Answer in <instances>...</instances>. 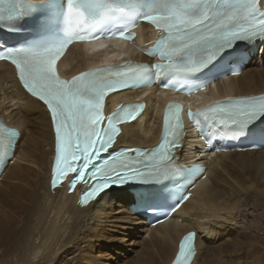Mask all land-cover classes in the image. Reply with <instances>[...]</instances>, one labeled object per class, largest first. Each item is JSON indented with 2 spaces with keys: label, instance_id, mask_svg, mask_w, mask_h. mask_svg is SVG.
<instances>
[{
  "label": "bare ground",
  "instance_id": "6f19581e",
  "mask_svg": "<svg viewBox=\"0 0 264 264\" xmlns=\"http://www.w3.org/2000/svg\"><path fill=\"white\" fill-rule=\"evenodd\" d=\"M261 4L264 8V0ZM142 30L140 47L153 36L152 29ZM84 45L75 44L59 62L69 67L63 70L67 77L82 68L115 61L98 51V42ZM139 52L132 48L129 53ZM221 82L196 103L264 91V66L254 59L241 75ZM157 92L147 96L141 117L123 126L119 145L157 143L161 108L169 93ZM121 97L110 96V106ZM0 114L21 130L17 152L0 178V264L27 236L29 245L34 241L29 246V262L34 264H169L179 239L191 228L197 230V253L191 264H264V150L220 153L209 164L207 177L197 183L192 198L172 216H163L165 221L146 226L126 209L131 196L125 190H107L83 205L78 187L70 191L67 180L51 187V116L42 102L24 90L13 66L5 62L0 63ZM180 155L183 164L196 160L195 149ZM123 249L136 252L137 257L117 261L114 253L123 255Z\"/></svg>",
  "mask_w": 264,
  "mask_h": 264
},
{
  "label": "snow or ice",
  "instance_id": "6c2138e0",
  "mask_svg": "<svg viewBox=\"0 0 264 264\" xmlns=\"http://www.w3.org/2000/svg\"><path fill=\"white\" fill-rule=\"evenodd\" d=\"M258 3L259 0H65L63 38L33 41L0 52V60H10L16 66L23 86L50 112L56 151L53 186L69 172L74 174L70 178V188H75L81 180L86 183L90 179L93 184L83 196V202L87 203L114 185L160 183L185 171L189 175L202 172L173 167V149L179 146L182 130L180 105L168 106L164 136L155 150L146 152L129 148L116 152L113 146L121 131L118 125L125 120H136L143 105H124L112 115L104 116L103 102L110 92L148 86L157 78H167L170 74H202L219 65L237 41L264 35V12L259 10ZM117 13H126L131 22L123 31L100 34V26ZM141 20L154 25L161 33L148 54L158 53L165 63L151 67L126 63L119 66L121 70L96 69L81 73L71 81L60 78L57 60L74 40L99 39L101 35L133 39L131 28ZM230 74L235 75V70ZM196 77L193 75L192 78ZM214 80L201 79L200 83L192 84L189 91ZM189 115L198 124L203 117L218 131L227 129L242 134L264 115V96L229 98ZM16 136L15 131L0 133V156L11 151ZM128 152H135V157L129 158L125 155ZM101 153H107L110 158H105L99 165L93 163L101 158ZM89 168L93 170L87 175ZM190 186H183L174 206L165 215L188 199L184 193ZM142 206L151 207L147 201ZM192 240L193 234H189L182 242L176 264H187L194 252Z\"/></svg>",
  "mask_w": 264,
  "mask_h": 264
},
{
  "label": "rangeland",
  "instance_id": "374dc122",
  "mask_svg": "<svg viewBox=\"0 0 264 264\" xmlns=\"http://www.w3.org/2000/svg\"><path fill=\"white\" fill-rule=\"evenodd\" d=\"M260 59H264V56H261ZM258 59V65H259V60ZM257 60V59H256ZM260 66V65H259ZM261 67V66H260ZM13 104V103H12ZM14 105V104H13ZM127 209V207H126ZM128 212H130L129 209H127ZM132 213V212H130ZM136 215V214H134ZM138 216V215H136ZM139 217V216H138ZM255 218H259L258 217V214H256ZM251 219V218H250ZM260 220V219H259ZM239 225H244L243 222H240ZM246 226V225H245ZM246 231V230H245ZM125 239L128 238L127 236V233L126 235H123ZM205 238V236H204ZM208 239V237H207ZM221 239V238H220ZM26 240V241H25ZM213 241L215 243H219L220 240L218 239H213ZM23 242V243H22ZM22 242L18 245V247L13 251L11 252V254L9 255L8 259L5 260V262L3 264H34V263H31V258H30V254H29V246L34 242L30 243L29 245V239H28V236L25 237L24 240H22ZM24 248V249H23ZM138 248V247H137ZM19 251V252H18ZM24 251V252H23ZM17 252V253H16ZM28 252V253H27ZM16 253V254H15ZM19 253V254H18ZM14 254V255H13ZM18 255V256H16ZM14 256V257H13ZM29 256V257H28ZM13 257V258H12ZM137 257V253L136 252H133L131 253V251L129 249H123V255H120L118 253H114V258L119 261V262H123V260L125 258H136ZM30 259V260H29ZM8 260V261H7ZM237 260V259H236ZM31 261V262H29ZM260 261V260H259ZM260 262H263V260H261Z\"/></svg>",
  "mask_w": 264,
  "mask_h": 264
}]
</instances>
